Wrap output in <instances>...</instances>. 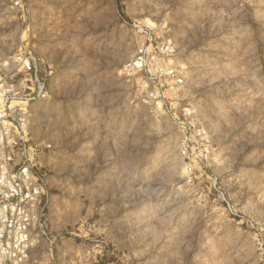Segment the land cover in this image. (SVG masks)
Returning <instances> with one entry per match:
<instances>
[{
    "label": "rangeland",
    "instance_id": "374dc122",
    "mask_svg": "<svg viewBox=\"0 0 264 264\" xmlns=\"http://www.w3.org/2000/svg\"><path fill=\"white\" fill-rule=\"evenodd\" d=\"M149 34L166 100L125 69ZM1 88L46 180L29 264H264V0H0Z\"/></svg>",
    "mask_w": 264,
    "mask_h": 264
},
{
    "label": "built area",
    "instance_id": "2783aa9c",
    "mask_svg": "<svg viewBox=\"0 0 264 264\" xmlns=\"http://www.w3.org/2000/svg\"><path fill=\"white\" fill-rule=\"evenodd\" d=\"M155 41V36L149 34L125 69L148 74L152 84L159 87L154 98L166 100L165 90L176 74L166 64L165 57L171 55L169 48L155 47ZM21 62L26 73L36 69L28 58ZM172 82L177 87L185 84L177 76ZM14 100L10 90L0 89V264H29L34 250L47 236L44 217L48 201L45 174L38 162L39 149L32 144L27 129V108L15 106ZM185 112L188 117L178 118L184 133L182 152L190 168L201 167L208 148H202L196 136L201 137L205 131L198 130L190 119L193 114L189 109Z\"/></svg>",
    "mask_w": 264,
    "mask_h": 264
}]
</instances>
